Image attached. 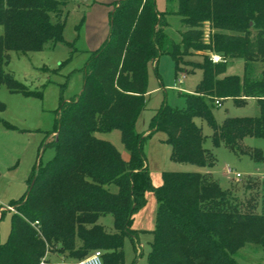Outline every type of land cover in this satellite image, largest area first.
I'll return each instance as SVG.
<instances>
[{
  "label": "trees",
  "instance_id": "1",
  "mask_svg": "<svg viewBox=\"0 0 264 264\" xmlns=\"http://www.w3.org/2000/svg\"><path fill=\"white\" fill-rule=\"evenodd\" d=\"M165 1L175 8L159 12L155 0L113 4L108 36L81 69L80 93L56 111L54 136L46 143L54 149L52 159L32 167L26 192L9 205L14 211L8 236L0 243V264H39L51 251L77 262L95 250L103 264H124L123 239L136 240L133 217L146 205L147 193L156 202L148 264H238L234 255L245 244L264 248V206L256 212L251 195L241 200L199 172L162 171L160 185L154 186L143 152L145 139L160 131L172 160L212 168L215 158L203 146L194 118L211 128L214 147L223 145L236 154L244 153L246 138L264 139V0ZM63 2L0 0V87L31 94L5 71L8 53L37 52L48 42L64 41V23L51 19ZM170 15L183 27L178 41L165 32ZM205 21L216 31L213 51L225 61L212 63L204 56L195 64L202 79L195 92L183 94L185 106L162 104L147 134L137 133L148 64L161 55L171 57L176 71L187 64L184 57L202 48ZM229 59L242 60V76L224 75ZM257 63L262 65L258 74ZM225 99L239 105L255 99L258 115L226 117L216 126L210 108ZM112 130L120 133L127 161L95 135ZM251 156L262 160L257 151ZM248 179L244 189H258L260 182ZM104 214L112 216L111 233L98 223Z\"/></svg>",
  "mask_w": 264,
  "mask_h": 264
},
{
  "label": "rangeland",
  "instance_id": "2",
  "mask_svg": "<svg viewBox=\"0 0 264 264\" xmlns=\"http://www.w3.org/2000/svg\"><path fill=\"white\" fill-rule=\"evenodd\" d=\"M82 3L81 0H64L59 11L51 15L53 22L64 23V41L56 43L48 42L42 50L21 54L8 53V62L4 67L15 80L24 85L29 95L11 93L5 87H0V243H3L9 233L12 211L7 207L11 202L19 199L28 188V178L32 167L39 161L43 165L52 159L54 149L46 143L51 142L54 135L53 129L56 111L62 102L74 99L81 91L83 85L82 68L87 55L79 49L75 43V26L81 25L75 6ZM169 8H175V4L168 5L165 0H156V9L164 12ZM78 27V29H79ZM202 48L191 53L210 57L214 52L213 34L205 21L202 25ZM181 25L176 15L168 17V26L165 32L174 40H179ZM78 31V30H77ZM3 30L0 26V36ZM67 43H72L69 47ZM220 55V54H219ZM187 64H181L179 70H175L173 60L168 55H161L155 64L149 63L147 67V84L144 108L140 111L135 131L146 135L149 130V122L154 113L162 104L174 108L185 106L183 94H192L202 79L201 71L189 60L199 62L200 57L186 56ZM261 64H255V71L260 72ZM243 70L241 59H229L226 61V75H240ZM183 75L180 88L172 89V82ZM214 124L221 125L226 117H253L258 115L257 107L253 100H247L243 105H236L231 99L223 100L219 106L210 108ZM204 136L203 146L212 152L215 163L210 169L212 178L224 191L231 192L241 200L251 195L256 212H261L264 206V139L246 138L242 144L244 153L236 154L223 145L214 147L211 140V128L200 118L193 119ZM99 139H108L115 147H121L120 133L112 130L107 133H96ZM166 135L156 132L145 139L143 152L147 162V168L152 179L160 178L161 171L168 172H194L199 168L189 164L179 163L170 158V146L163 140ZM163 140V142H162ZM259 152L261 161H255L251 153ZM225 166L232 173L224 171ZM209 171V170H208ZM235 174H239L235 181ZM249 178V179H248ZM254 178V179H253ZM248 181L260 182L258 189L248 192L244 184ZM258 191V192H257ZM256 192V193H255ZM98 223L106 232H113V219L110 214L101 215ZM151 235L140 233L136 240L126 236L123 239L124 264H148L147 255L150 251ZM138 245L140 247L138 248ZM238 264H264V248L253 244H245L234 255ZM49 264H74L57 251H51L46 256ZM63 259V260H62Z\"/></svg>",
  "mask_w": 264,
  "mask_h": 264
},
{
  "label": "crops",
  "instance_id": "3",
  "mask_svg": "<svg viewBox=\"0 0 264 264\" xmlns=\"http://www.w3.org/2000/svg\"><path fill=\"white\" fill-rule=\"evenodd\" d=\"M81 1H82V3L75 6V8H76L78 14L81 12L80 13L81 16H80L79 20H82V21H81V25H80L77 33H76V36H74L73 41L75 43L79 44V48H80L79 50L82 51L84 54H86L87 58H88L89 53L97 50L106 40V38L108 36V32H109L108 16H109V13L113 9V4L119 0H81ZM155 5H156V0H155ZM182 30H183V27L181 26V30L179 31V38H180V32ZM193 56L200 57V61L198 63H201L202 58L204 57V56L199 55V54H194L190 57H193ZM189 62L192 64L191 69L195 66V64H198L197 62H194L192 60H189ZM242 73H243V70H242ZM242 73L240 75H237V76H242ZM224 75H226V74L224 73ZM181 76H183V75H181ZM178 78H180V76L177 77L172 82V84H173L172 89L173 90H175V87L177 86L176 83H177ZM180 84L178 85L177 90L180 88L179 87ZM247 100H253L255 102L256 107H257L255 99H246L245 103ZM221 102L222 101H220V103ZM236 105H239V104H236ZM240 105H243V103ZM257 113H258V107H257ZM105 140L112 142L108 139H105ZM163 140H165V139H163ZM163 140H162V142H163ZM242 144H244V143H242ZM116 148L119 151L121 158L124 161H127L129 159V155H128V152L123 148V146H122V148L121 147H119V148L116 147ZM146 164H147V162H146ZM210 169H200L199 168V171L197 170L194 172L209 174L212 178V173L210 172ZM160 175H161V173H160ZM151 182L154 186L160 185L161 176H160V178H156L155 180L152 179ZM146 200H147L146 205L142 209H140L133 217L132 228L134 230L138 231V235L140 233H148L149 235H151L150 232L153 230V227H154L156 202H155V198H154L153 194L147 193ZM139 247H140V245H138V248Z\"/></svg>",
  "mask_w": 264,
  "mask_h": 264
},
{
  "label": "built area",
  "instance_id": "4",
  "mask_svg": "<svg viewBox=\"0 0 264 264\" xmlns=\"http://www.w3.org/2000/svg\"><path fill=\"white\" fill-rule=\"evenodd\" d=\"M209 59H210V61L212 63H221V62L225 61L219 54H211ZM183 78H184V76H180V78L177 79V83H176L177 86L175 87V89H177L178 85L180 83H182ZM214 104L216 106H219L220 105V101L219 100H215ZM224 171L226 173H229V174L232 173V170L229 167H227V166H225ZM238 178H239V174H235V179L234 180L238 181ZM7 208H8V210L13 212L12 208H10V207H7ZM46 256L47 255H45L43 258H41L39 264H48ZM74 264H103L102 259H101V252L99 250H95V251L91 252L88 256H86L85 258L77 261Z\"/></svg>",
  "mask_w": 264,
  "mask_h": 264
}]
</instances>
